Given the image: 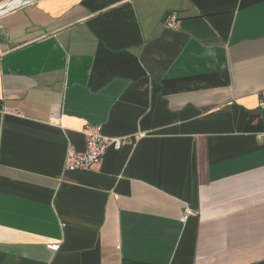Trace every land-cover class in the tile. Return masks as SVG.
Returning a JSON list of instances; mask_svg holds the SVG:
<instances>
[{"label":"crops","instance_id":"obj_1","mask_svg":"<svg viewBox=\"0 0 264 264\" xmlns=\"http://www.w3.org/2000/svg\"><path fill=\"white\" fill-rule=\"evenodd\" d=\"M28 1L0 0V264H264V0ZM87 125L145 136L68 171Z\"/></svg>","mask_w":264,"mask_h":264},{"label":"built area","instance_id":"obj_2","mask_svg":"<svg viewBox=\"0 0 264 264\" xmlns=\"http://www.w3.org/2000/svg\"><path fill=\"white\" fill-rule=\"evenodd\" d=\"M27 2L29 1L19 0L17 5H20L21 3L26 4ZM162 23L165 27L170 29H175L177 27L176 18L171 13L163 17ZM59 122V116L54 114L49 116L48 123L58 125ZM83 134L85 137V148L83 151L71 152L68 154L65 163V169L68 171L92 170L102 163L104 155L108 149L118 152L126 145H133L137 139L145 136V133H138L133 136L111 137L102 132L101 126L90 125H87L84 128ZM191 215H193V211L186 208L182 216L179 218L180 223H185ZM46 248L50 251L56 252L59 250V244L50 243L46 245Z\"/></svg>","mask_w":264,"mask_h":264}]
</instances>
